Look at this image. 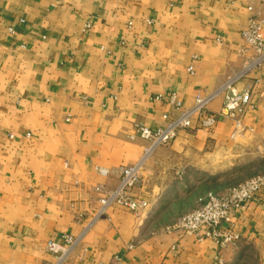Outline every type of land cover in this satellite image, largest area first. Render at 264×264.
<instances>
[{
  "label": "crops",
  "instance_id": "0c3cea01",
  "mask_svg": "<svg viewBox=\"0 0 264 264\" xmlns=\"http://www.w3.org/2000/svg\"><path fill=\"white\" fill-rule=\"evenodd\" d=\"M252 14L264 22V0H0V264L52 262L46 242L63 234L82 235L64 264H264V190L231 211L234 245L165 230L207 190L264 171V66L233 139L231 119H193L146 159L132 189L146 206L92 220L143 153L133 125L162 126L170 93L188 107L238 72Z\"/></svg>",
  "mask_w": 264,
  "mask_h": 264
},
{
  "label": "built area",
  "instance_id": "2783aa9c",
  "mask_svg": "<svg viewBox=\"0 0 264 264\" xmlns=\"http://www.w3.org/2000/svg\"><path fill=\"white\" fill-rule=\"evenodd\" d=\"M248 9L251 11L252 7L249 6ZM10 31L13 30L10 28ZM240 34L244 43L239 49L243 62L238 72L227 77L213 92L196 94L192 105L188 107L183 106L176 93H170L166 96V100L175 113H164L162 117L165 123L162 126L151 129L141 123L133 125V131L128 134V138L130 140L141 138L147 145L137 161L119 168L117 185L104 191L99 198V206L94 212L92 220L114 204L131 212H138L146 204V201L133 198L130 191L140 180V172L145 160L156 148L171 142L179 130L190 127L193 119H195L197 127L204 129H212L220 118L231 119L234 122V128L230 138H234L241 127L242 117L252 105V94L257 80H248V77L254 70L264 66V22L252 14ZM188 70L192 72V67H188ZM240 82H243L241 87H239ZM219 94L223 95L220 109L217 112H209V103ZM161 97V95L156 96L157 99ZM99 172L103 175L108 174V170L105 168H100ZM262 190H264V171L225 191L207 190L199 198L197 207L181 214L173 222L167 224L165 230L193 235L198 241L209 239L217 245L219 250L234 245L239 241L240 235L233 226L231 211L245 208L248 201ZM81 236L63 234L59 241L48 240L45 248L53 255L54 260L45 264H64L80 242ZM93 264H115V261ZM216 264H223L219 255L216 258Z\"/></svg>",
  "mask_w": 264,
  "mask_h": 264
},
{
  "label": "rangeland",
  "instance_id": "374dc122",
  "mask_svg": "<svg viewBox=\"0 0 264 264\" xmlns=\"http://www.w3.org/2000/svg\"><path fill=\"white\" fill-rule=\"evenodd\" d=\"M224 81H225V80H224ZM224 81H223V82H224ZM207 130H209V129H207ZM146 145H147V144H145V146H146ZM165 145H166V144H165ZM145 146H144V147H145ZM161 146H163V145H161ZM153 152H154V151H153ZM153 152H152V153H153ZM152 153H151V154H152ZM145 161H146V160H145ZM144 163H145V162H144ZM254 173H256V172L253 171V169H252V170L250 169V171H249V175L252 176ZM140 176H141V172H140ZM246 179H247V178H246ZM244 180H245V179H244ZM242 181H243V180H242ZM117 183H118V182H117ZM116 185H117V184H116ZM116 185H115V186H116ZM115 186H114V187H115ZM114 187H113V188H114ZM135 187H136V186H135ZM135 187H133V188H135ZM133 188H132V189H133ZM111 189H112V188H111ZM132 189H131V191H130V195L134 198V196L132 195ZM227 189H228V188H227ZM219 192H220V191H219ZM221 192H222V191H221ZM146 204H147V203H146ZM146 204H145L144 206H142V208H144V207L146 206ZM109 207H110V206H109ZM142 208H140V209L138 210V212H139ZM96 210H97V209H96ZM134 213H137V212H134Z\"/></svg>",
  "mask_w": 264,
  "mask_h": 264
}]
</instances>
